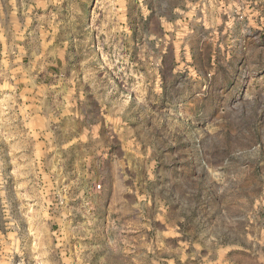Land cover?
<instances>
[{
	"label": "rangeland",
	"instance_id": "rangeland-1",
	"mask_svg": "<svg viewBox=\"0 0 264 264\" xmlns=\"http://www.w3.org/2000/svg\"><path fill=\"white\" fill-rule=\"evenodd\" d=\"M264 264V0H0V264Z\"/></svg>",
	"mask_w": 264,
	"mask_h": 264
},
{
	"label": "crops",
	"instance_id": "crops-1",
	"mask_svg": "<svg viewBox=\"0 0 264 264\" xmlns=\"http://www.w3.org/2000/svg\"><path fill=\"white\" fill-rule=\"evenodd\" d=\"M68 258H66V257H62V259H60V263L61 264H68Z\"/></svg>",
	"mask_w": 264,
	"mask_h": 264
}]
</instances>
